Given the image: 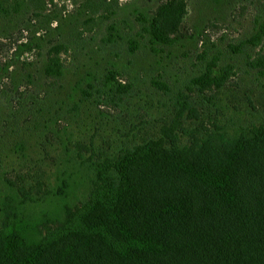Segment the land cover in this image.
I'll use <instances>...</instances> for the list:
<instances>
[{"label": "rangeland", "instance_id": "rangeland-1", "mask_svg": "<svg viewBox=\"0 0 264 264\" xmlns=\"http://www.w3.org/2000/svg\"><path fill=\"white\" fill-rule=\"evenodd\" d=\"M167 1L28 0L16 10L12 0L10 14H0V229L15 208L43 235L59 225L52 212L89 199L83 162L149 141L169 144L170 134L181 147L212 134L234 143L264 125V77L250 67L264 41L232 53L252 33L264 0H185L171 35L177 41L156 54L137 17H153ZM132 39L141 42L135 53ZM59 44L64 74L48 77L44 67ZM203 54L230 67L222 86L188 87ZM110 73L120 88L106 80ZM178 91L191 111L174 108ZM70 176L78 185L64 199L62 181Z\"/></svg>", "mask_w": 264, "mask_h": 264}, {"label": "trees", "instance_id": "trees-1", "mask_svg": "<svg viewBox=\"0 0 264 264\" xmlns=\"http://www.w3.org/2000/svg\"><path fill=\"white\" fill-rule=\"evenodd\" d=\"M11 1L0 0V14H10ZM14 1L17 10L28 0ZM184 13L185 0H168L153 17H137L152 52L175 44L171 35H177ZM263 41L264 9L232 53ZM128 43L131 53L140 49V40ZM64 49L51 48L46 76H63ZM200 59L204 65L188 87L222 86L230 67H220L217 56ZM250 67L264 77V53L253 57ZM106 80L121 87L111 73ZM154 85L174 93L162 81ZM173 99L179 114L191 111L183 92ZM170 138L169 144L149 141L113 159L81 163L89 173V199L52 212L59 225L47 227L45 235L15 208L0 229V264H264V125L234 143L212 134L181 147ZM71 180L62 181L64 199L78 185Z\"/></svg>", "mask_w": 264, "mask_h": 264}]
</instances>
